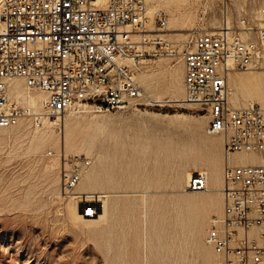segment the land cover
Segmentation results:
<instances>
[{
	"label": "rangeland",
	"instance_id": "1",
	"mask_svg": "<svg viewBox=\"0 0 264 264\" xmlns=\"http://www.w3.org/2000/svg\"><path fill=\"white\" fill-rule=\"evenodd\" d=\"M146 3L150 10L166 13L167 28H180L165 31V37L179 50L196 33L214 31L226 16L236 24L238 16L264 7V0ZM248 71L259 69L238 73ZM183 72L177 57L160 55L146 60L136 72L141 87L137 102L110 112L70 110L60 124L52 125L60 134L63 118L70 113L79 119H102L99 128L86 124L81 128L83 134L94 133L90 154L82 142L79 152H58L52 146L33 149L21 128L0 131V264H109L111 259L133 255L139 264L145 260L148 264H206L205 235L211 219L220 212L209 214L204 232H200L204 207L196 203L197 195L188 194L186 175L207 171L200 159L213 150L209 136L219 139L214 150L221 158V173L225 162L232 161L224 153L223 137L207 132L205 111L197 104L173 101L183 100ZM25 119L31 129L36 127L30 118ZM60 152L91 158L85 170L97 172L99 185L88 200L96 205V215L103 201H97L98 195L108 194L106 222L86 227L68 217L66 205L78 198L72 194L64 197L59 189ZM106 173L112 175L113 184ZM220 195L223 201L222 192ZM77 206L82 214L83 207ZM218 260L212 258L210 264Z\"/></svg>",
	"mask_w": 264,
	"mask_h": 264
},
{
	"label": "built area",
	"instance_id": "2",
	"mask_svg": "<svg viewBox=\"0 0 264 264\" xmlns=\"http://www.w3.org/2000/svg\"><path fill=\"white\" fill-rule=\"evenodd\" d=\"M166 28V13H150L146 0H0V128L22 118L58 125L67 111L89 107L125 109L141 97L139 67L165 55L182 61L183 101L205 111L207 132L222 135L228 158L264 151V8L240 23L223 19L218 30L196 33L180 50ZM249 69L261 71L262 99L232 106L228 74ZM13 79L45 93L41 113L9 95ZM57 159L59 188L69 196L91 158L60 152ZM206 187V174L192 172L187 188ZM221 192L223 212L205 239L220 255L216 264H264V164L226 162ZM80 204L85 216L95 214L96 205ZM252 227L258 238L249 236Z\"/></svg>",
	"mask_w": 264,
	"mask_h": 264
},
{
	"label": "bare ground",
	"instance_id": "3",
	"mask_svg": "<svg viewBox=\"0 0 264 264\" xmlns=\"http://www.w3.org/2000/svg\"><path fill=\"white\" fill-rule=\"evenodd\" d=\"M183 1H185V0H183ZM147 8H148V6H147ZM263 8L264 7L259 8L256 11H252L250 14L258 15L259 10L261 11ZM148 11L151 13L153 10H150L148 8ZM243 16H246V15L243 14V15L238 16L235 22L240 23V20L243 18ZM225 20H226L227 25H230V24L232 25L231 21H229L227 19V16L225 17ZM171 21L173 22V20H171ZM172 24L173 23H171V25ZM212 24L216 25L217 22H215V20H214L212 22ZM220 24L221 23H219V26L215 30H218V28L220 27ZM175 29H177V28H175ZM175 29L169 28V25H168V28H166V31L169 32V31H173ZM179 29H177V30H179ZM184 31H185V29H184ZM181 32H183V31H181ZM173 34H178V33L170 32V35H173ZM241 34H243V36L246 35V33H243L242 30H241ZM248 35H250V33H247L245 38H247ZM249 37L253 38L252 40H255L254 37H252V34ZM261 64L264 65V58H263ZM183 69H184V66H183ZM136 79H137V76H136ZM137 81H138V79H137ZM182 82H183V80H182ZM228 86L231 89L229 101H230L232 106L237 107V106H241V105H246L250 102L261 101V99H262V74H261L260 69L258 72H253V71L249 72L248 71L245 74H240L238 72L229 73L228 74ZM175 92H176V90H175ZM9 95L12 96L13 98H15L17 101H21V102L25 103L35 113H41L42 112L43 100L46 98L45 93L38 91V90L33 91V90L27 88L21 79H13L11 81V83L9 84ZM173 101L180 102V103L184 102L182 99H178V98H175V99L173 98ZM184 103H186V102H184ZM187 104H190V103H187ZM23 119L24 118L20 119L16 124L11 125L9 127L0 128V131L6 130V129H11V128L13 129L15 127L21 128L22 132H25L26 134L29 135L30 146L33 149H40L44 146H52V147H55L54 149H56L58 152L63 151V150H65L66 152H79L81 150L79 147V142H82L85 145V148H86L85 152L87 154L91 153V149H92L93 144H94V133L86 132L85 134H83L81 128L84 126V124H86L87 126H90V127L92 126L93 128H97V127L99 128V126H101V124L103 122L102 119H82V118L79 119L78 116L70 113L63 118L64 119V126H63L64 128H63L62 132L60 134H58V133L56 134L54 129L52 128L53 127L52 125L55 123L54 121H50L49 119L45 118L42 120V126L43 127L39 128L37 126H39L40 124L39 125L35 124L36 127L31 129L30 121L26 122V119H25V121H23ZM198 122L200 123V122H202V120L201 121L198 120ZM216 135H220V134H216ZM208 140L210 142V148H212L213 150L211 151V153L207 157L200 159V161L202 162L203 166L207 169V171H199L200 173H205V174L207 173L208 174V176L206 174L207 187L205 189L195 190V191L191 190L188 192V194L197 195L196 203L200 204L204 207V214L202 215V217L200 219V223H199L200 232H204V228L207 224V219H208L209 214H211L213 212H215V213L220 212L219 216H221V214L223 212V201H222L221 195H220L221 187L223 184V170L221 173V158H219V156L217 155V153L214 150V146L216 145V142L219 139L215 136H209ZM31 148H30V150H31ZM223 159H224V157H223ZM229 159L232 162H229L228 160L226 162L235 163V164H264V151H262V152H255V151L236 152V153L232 154L229 157ZM55 162H56V160H55ZM47 164H49V163H47ZM50 165H49V167H50ZM50 169H51V167H50ZM193 172H197V170H194ZM190 175H191V172H187L186 178L189 179ZM105 177L109 181L110 184H113L110 182V180L112 179V175L110 173L109 174L106 173ZM81 178L82 179H80V181L77 183L76 187L74 188V192L72 194L73 195L72 197L78 198L77 201L75 200V201H73L74 203H68L66 205V212H67L68 217L71 220H73L75 223L81 224V225L86 226V227L97 226L98 224H102V223L106 222L107 217H108L109 202H110V200H107L108 194L106 192H105L106 194L98 195L99 198L97 201H100V200L102 201V198H103V201L101 203L102 204L101 205V212H99L96 215L93 214L91 217L85 216L83 214V210H82V214L80 213L79 207L77 205L81 206L80 202L90 201V200H88V198L92 197L93 196L92 193H94L91 190L95 189L96 186L99 185V182H98L99 177H98L97 172H95L94 170L83 171ZM188 179H187V181H188ZM212 220L213 219H211V222H212ZM248 234L251 237L258 238L259 237L258 236V228L252 227L249 230ZM206 235H207V233H206ZM206 235H205V239H206ZM204 246L206 248L205 258H204V262L206 264H210L212 261V258L213 259L214 258L220 259V255L217 254L214 251V249L212 248V246L207 244L206 241H205ZM109 264H139V261L136 258V256L133 255V256L129 257L128 259L120 258V257L115 258V259H111L109 261ZM143 264H148V261L147 260H145V262L143 261Z\"/></svg>",
	"mask_w": 264,
	"mask_h": 264
}]
</instances>
